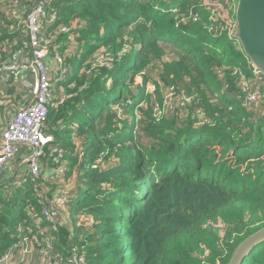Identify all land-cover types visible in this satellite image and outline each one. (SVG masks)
<instances>
[{"label":"trees","instance_id":"trees-1","mask_svg":"<svg viewBox=\"0 0 264 264\" xmlns=\"http://www.w3.org/2000/svg\"><path fill=\"white\" fill-rule=\"evenodd\" d=\"M40 1L0 0V68L32 59L26 19ZM235 5L48 0L41 33L67 75L53 84L40 178L24 146L0 171V260L12 251L9 264H68L76 252L85 264H228L264 229V100L249 102L242 88L262 91L264 76L222 31L226 18L206 14L218 6L235 18ZM35 81L33 69L17 81L2 74L0 133L13 114L6 102L25 106ZM150 83L160 98L151 105ZM163 89L175 101L161 113ZM64 163L76 190L53 225L43 213L57 187L50 172ZM23 237L29 256L13 251ZM242 264H264V241Z\"/></svg>","mask_w":264,"mask_h":264},{"label":"built area","instance_id":"built-area-1","mask_svg":"<svg viewBox=\"0 0 264 264\" xmlns=\"http://www.w3.org/2000/svg\"><path fill=\"white\" fill-rule=\"evenodd\" d=\"M47 3L48 0H41L26 19V25L30 33L29 44L32 49V59L21 64V62L17 61V56H15L12 64L0 68V79L3 73H8L15 81L20 80L23 71L27 69H33L36 72L33 98L25 106L17 108L7 118L5 128L0 133V171L15 158L20 148L24 146L28 148L25 156L26 166L30 170L33 181L40 178L41 165L39 159L44 154L45 147L53 141L51 136L43 132V127L48 116V108L54 96V80L51 76L50 68L44 61L49 53L48 46L51 41L41 33V17L45 12ZM11 12L16 14L15 10H11ZM234 29L231 30L232 35ZM61 31L64 32L67 29L62 28ZM55 58L62 66L60 57L56 55ZM254 73L257 76H264V74L255 68ZM6 78L8 79L9 76ZM242 88L245 92H248L247 100L249 102L253 103L262 99L264 100V89L261 91L257 88L256 90L249 91L246 82L243 83ZM65 169L66 164L64 163L61 167L50 172L51 174L54 173L56 177L55 182L57 183V187L53 194V200L50 201V207L45 208L43 213L46 219L53 225L57 224L58 221L65 220L69 215L67 212V202L71 196V189L68 186V182L63 181ZM24 176L21 175L19 178H24ZM39 193L46 196L51 193V190L48 186H44ZM52 239L53 237H50L44 243L47 254L51 250ZM18 249L25 255L29 256L31 254L28 237L21 238L13 246V251H17ZM11 252L0 260V264H9ZM68 264H85V258L75 252Z\"/></svg>","mask_w":264,"mask_h":264},{"label":"water","instance_id":"water-1","mask_svg":"<svg viewBox=\"0 0 264 264\" xmlns=\"http://www.w3.org/2000/svg\"><path fill=\"white\" fill-rule=\"evenodd\" d=\"M232 39L238 41L252 66L264 74V0H238ZM262 241L264 229L245 239L228 264H242L250 251Z\"/></svg>","mask_w":264,"mask_h":264},{"label":"rangeland","instance_id":"rangeland-1","mask_svg":"<svg viewBox=\"0 0 264 264\" xmlns=\"http://www.w3.org/2000/svg\"><path fill=\"white\" fill-rule=\"evenodd\" d=\"M234 4H236L237 5V3H236V1L235 0H231ZM237 2H238V0H237ZM214 5V4H213ZM235 5V6H236ZM213 7H215L216 8V10H214L213 8V11H207L206 12V14H207V17L209 18V19H213V18H216V19H221L222 20V18L223 17H225L226 18V20L228 21V22H225V23H223V25H224V27H222V31H226V33L228 32L229 34H231V37H232V33H231V29L235 26V23L234 24H232V18H234L232 15H230L229 13H226V9H224L225 10V12L222 10V9H220L218 6H213ZM218 14V15H217ZM221 14V15H220ZM229 14V15H228ZM220 15V16H219ZM229 16H230V18H229ZM234 20H235V18H234ZM219 23H221V22H219ZM213 25H216V24H218V23H212ZM218 26V25H217ZM213 28L214 29H217L218 27H214L213 26ZM168 60H171V59H173V55L169 52L168 53ZM155 71H157V70H155ZM153 75V79H154V81H157L158 80V74H157V72H155L154 74H152ZM59 78H57L56 80H55V82H54V84H55V87H56V84H57V80H58ZM256 85H258V84H255V86ZM149 88H148V90H149V92H150V102H149V105H151L152 104V100H160V98L158 97V95H157V92L155 91V89L156 88H154L155 86L153 85V83H150L149 84V86H148ZM57 89V88H56ZM161 100H163V104L160 106L158 103H157V101H156V107L159 109V112H161V113H163V112H165V111H168V110H170L171 109V107H172V103H174V99L172 98V95H170V93L169 92H167L166 91V89H163L162 91H161ZM143 108H147V103H144V105H143ZM141 113L140 112H138V115H140ZM18 164V163H17ZM24 167V166H23ZM22 169V166H20V167H18V170H19V172H21L20 170ZM73 179H72V181L74 182V183H76V180H77V178L75 177V176H73L72 177ZM75 190H76V187H75Z\"/></svg>","mask_w":264,"mask_h":264},{"label":"crops","instance_id":"crops-1","mask_svg":"<svg viewBox=\"0 0 264 264\" xmlns=\"http://www.w3.org/2000/svg\"><path fill=\"white\" fill-rule=\"evenodd\" d=\"M45 63L50 68L51 76H52L54 82L57 78H59L57 80V81H59L61 79H64L65 75H67V71L59 63L54 62V59L51 56V54H48L45 57ZM5 105H7L8 108H12V109H10V111L13 113L15 112V110L17 108H19L18 104L13 103V101H11V100L7 101ZM3 177L4 176H2V174H0V182L3 180ZM69 184L71 186V192L73 193L72 188L75 190V186H74L73 181L72 182L70 181Z\"/></svg>","mask_w":264,"mask_h":264}]
</instances>
